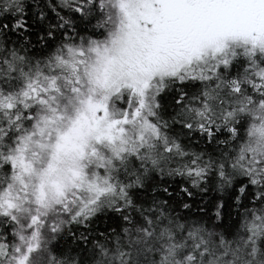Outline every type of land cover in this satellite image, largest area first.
Listing matches in <instances>:
<instances>
[{
    "label": "snow or ice",
    "instance_id": "obj_1",
    "mask_svg": "<svg viewBox=\"0 0 264 264\" xmlns=\"http://www.w3.org/2000/svg\"><path fill=\"white\" fill-rule=\"evenodd\" d=\"M0 264H264V0H0Z\"/></svg>",
    "mask_w": 264,
    "mask_h": 264
}]
</instances>
